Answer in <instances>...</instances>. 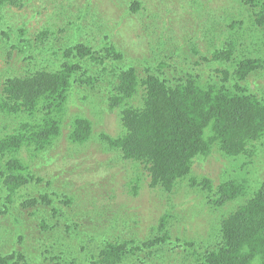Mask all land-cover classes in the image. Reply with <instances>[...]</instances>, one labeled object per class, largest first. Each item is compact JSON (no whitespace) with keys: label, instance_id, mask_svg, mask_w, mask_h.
<instances>
[{"label":"trees","instance_id":"obj_1","mask_svg":"<svg viewBox=\"0 0 264 264\" xmlns=\"http://www.w3.org/2000/svg\"><path fill=\"white\" fill-rule=\"evenodd\" d=\"M184 1L191 5L190 16L200 19L193 32H204L209 56L193 47V55L200 56L187 58L182 47L171 43L167 56L141 57L148 63L141 71L135 66L140 57H130L108 36L99 43L96 38L91 41L96 45L75 41L69 48L48 41L47 29L36 40L26 37L23 26L16 27L13 19L8 22L13 8H24L25 1L0 0V48L13 60L0 70V113L20 120L12 132V124L3 116L0 119V188L12 198L22 189L36 191L39 187L43 202L29 198L24 206L41 205L50 219L41 221L43 238L35 240L30 254L21 249L25 235L14 236L17 244L0 254V264H125L131 250L140 253L141 247L169 244L170 213L151 231L159 235L142 244L119 237L101 245L94 237L99 233L95 216L77 223L68 219L64 225L75 194L69 185L55 189L54 180H47L44 172L49 154L65 143L74 146L67 151L76 156L81 147L92 144L98 155H107L105 162L111 170L122 167L140 184L150 178V188L159 189L169 202L183 195L180 188L188 182L195 194L187 191L185 196L197 195L219 209V223L212 231L215 241L201 249L202 253H183L179 264H264V181L251 182V175L257 173L251 166L254 161L242 164L260 155L261 149L264 152V94L258 93L263 91L260 86L252 89L250 81L264 68V0H240L248 12L234 16L223 8L213 15L206 13L202 0ZM142 7L134 0L129 12L137 14ZM177 17L174 14L172 19L177 21ZM247 20L253 24L251 29ZM3 22L9 31L3 30ZM237 31L241 37L249 33L248 38L254 39L256 57H243L246 48L237 56V44L243 43ZM258 38H263L262 43L256 42ZM152 61L159 67L153 68ZM185 71L187 75L181 77ZM77 99L81 113L68 125L69 107ZM215 149L229 159L219 183L209 175L197 177L193 171L196 160L209 157ZM225 207L224 214L221 209ZM102 209L98 207L96 213L101 215ZM140 229L135 226L136 233ZM87 237L82 243L87 242L84 249L94 258L91 263L73 256L78 252L77 240ZM194 243L185 246L193 248ZM57 247L67 259L49 255Z\"/></svg>","mask_w":264,"mask_h":264},{"label":"rangeland","instance_id":"obj_2","mask_svg":"<svg viewBox=\"0 0 264 264\" xmlns=\"http://www.w3.org/2000/svg\"><path fill=\"white\" fill-rule=\"evenodd\" d=\"M24 1V8L14 7V14L12 17H8V20L13 19L16 27L23 26L21 29L26 30V37L32 40H36L37 34L44 29L50 31L48 41L51 43L57 41L59 42L57 46L62 45L65 48L74 45L75 41L96 45V43H92L95 38L99 43L101 39L108 36L110 41L115 42L130 57H140V61L135 66L141 71L148 68L144 67L148 66V63H143L146 58H151L154 55L167 56V48L171 46V43L174 46L182 47V53L187 58H198L200 55L209 56L206 52V38L202 39L204 32L195 29L193 32L194 25L200 19L195 15L190 16L191 5L184 0H137L143 6L137 14L129 12L131 2L134 0ZM202 1L207 9H204L201 3L199 7L211 15L218 8L227 10L230 16L248 12L240 0ZM174 14L178 15L177 21L172 19ZM240 19L245 21L246 18L240 17ZM4 22L1 25L3 30L9 31L10 26ZM8 22L10 23L11 20ZM245 24H248L249 29L253 27V24L248 20ZM246 25H244V30L248 29L245 27ZM78 26H82V28L79 29ZM235 27H239V25ZM19 31H16L13 36H16ZM223 32L230 31L224 30ZM235 33L240 34L241 37V32ZM248 34L243 33L240 38L243 43L240 41L237 44V56L242 53L243 48H246L243 57H256L252 53L254 39L248 38ZM48 41L46 45H48ZM262 41L263 38L256 40L257 43H262ZM241 45L242 47H240ZM99 46L100 44L97 45V47ZM97 47L94 46L95 49ZM193 47H197L201 51L200 55L196 57L193 55L191 50ZM40 49L38 48V50ZM6 51L8 52V50ZM12 61V58L9 59L7 53L0 48V70ZM152 63L154 64L153 68L159 67L156 61H152ZM184 69L186 70V67ZM186 75L185 71L181 77ZM250 81L252 89L260 86L263 91L259 89L257 92L264 94V68L259 71L258 75L250 78ZM79 100L77 99L69 107L66 117L68 125L76 114L81 113ZM134 104L140 105L137 101ZM85 114H88L87 110H85ZM1 116L10 125L12 124V132L19 128L20 120L13 119L14 116L6 117L0 113V119ZM111 134L113 133L111 132ZM90 146L81 147V153L76 156L67 151V147L73 148L74 146L65 143L62 149L51 152L47 158V171L44 172L46 179L54 180L53 187L55 189L62 185L58 190L64 184L69 185L76 197L75 202L70 201L72 207L67 209L64 225L68 224V219L77 223L78 220H92V217L95 216L99 225V233H95L94 237L99 239L101 245L108 240L117 238L119 240V237L124 240H138V243L142 244L145 239L159 235L158 231L154 233L151 231L166 213H170L171 218L168 219L170 224L167 226L168 231L171 232L169 244L161 247L163 249L140 246L142 248L140 253L131 250L128 254L130 256L125 259V264H179L182 262L183 253L201 252V249L207 248L215 241V234L213 235L212 231L219 223V209H213L209 203L206 204L197 195L185 196L187 191L195 194L188 182L180 188L184 197L183 195L175 197L169 202L161 196L162 193L159 189L150 188V178L142 179V184H140L132 181L133 178L128 177L122 167H115L111 170L105 162L107 155L100 152L98 155V152H94L96 151L95 147L92 144ZM259 152L260 155L256 158L242 161L244 165L254 161L251 166L257 168V173L251 175V182L253 180L264 181V152L262 149ZM227 160L229 159L224 157L218 149H215L209 157L196 160L193 168L194 175L197 177L209 175L215 180V183H219L224 179L222 168L227 167L225 166ZM135 187H138V191ZM31 192V196H25ZM10 195L0 188V254L9 251L11 246L17 244V241L13 239L14 236L25 235V244L21 249L28 255L34 248L35 240L43 238L44 226L41 221L50 219L48 210L46 211L41 205L39 208H30L25 207L24 203L26 199L32 198L37 199L41 204L43 193L38 187L36 191L30 188L27 191L22 189L12 198ZM10 199H14V201H10ZM94 199L98 200V203ZM101 206L103 207L102 213L98 215L96 209ZM49 210H53V208ZM221 212L225 214L226 207L222 208ZM17 219H21L22 224H16ZM136 225L141 228L137 233ZM129 227H132V231ZM86 239L88 237L77 240L75 250L80 253L74 252V257L84 260V255L87 254L84 245L87 242L82 243V241ZM187 242H195L194 247L187 248L185 246ZM151 251L154 252L150 253ZM54 252L49 255L67 259L62 248L57 247Z\"/></svg>","mask_w":264,"mask_h":264},{"label":"clouds","instance_id":"obj_3","mask_svg":"<svg viewBox=\"0 0 264 264\" xmlns=\"http://www.w3.org/2000/svg\"><path fill=\"white\" fill-rule=\"evenodd\" d=\"M136 182H139V181H136ZM108 241H111V240H108ZM104 244V243H103ZM86 255H84V258L85 259H89L90 260V263L94 260V258L91 257L90 253L88 251H86Z\"/></svg>","mask_w":264,"mask_h":264}]
</instances>
